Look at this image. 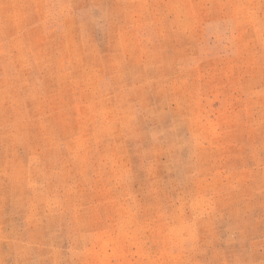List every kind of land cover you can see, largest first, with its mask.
<instances>
[{
	"label": "rangeland",
	"instance_id": "rangeland-1",
	"mask_svg": "<svg viewBox=\"0 0 264 264\" xmlns=\"http://www.w3.org/2000/svg\"><path fill=\"white\" fill-rule=\"evenodd\" d=\"M0 264H264V0H0Z\"/></svg>",
	"mask_w": 264,
	"mask_h": 264
}]
</instances>
